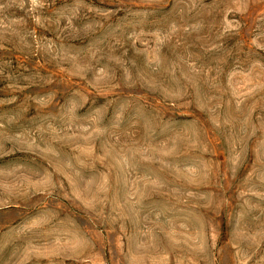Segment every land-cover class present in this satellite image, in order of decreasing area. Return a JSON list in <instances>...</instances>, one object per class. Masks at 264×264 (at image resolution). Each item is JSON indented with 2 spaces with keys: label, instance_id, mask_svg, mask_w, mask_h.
<instances>
[{
  "label": "rangeland",
  "instance_id": "374dc122",
  "mask_svg": "<svg viewBox=\"0 0 264 264\" xmlns=\"http://www.w3.org/2000/svg\"><path fill=\"white\" fill-rule=\"evenodd\" d=\"M0 264H264V0H0Z\"/></svg>",
  "mask_w": 264,
  "mask_h": 264
}]
</instances>
